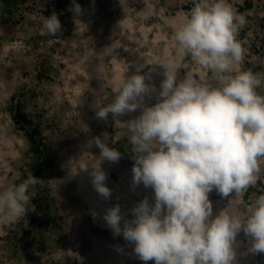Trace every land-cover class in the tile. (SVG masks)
<instances>
[{
	"label": "rangeland",
	"instance_id": "obj_1",
	"mask_svg": "<svg viewBox=\"0 0 264 264\" xmlns=\"http://www.w3.org/2000/svg\"><path fill=\"white\" fill-rule=\"evenodd\" d=\"M72 2L0 0V187L12 183L17 176L22 180L31 174L40 180L32 189L33 210L15 223L0 219V264H108L103 260L105 251H97L101 248L92 243L83 218L79 219L80 211L69 198L70 188L64 174L70 161L77 162L80 158L90 161L91 154L86 148L94 138H100L121 153L115 164L126 171V178L133 176L134 158L126 125L120 126L117 133L111 114L106 120L95 114L101 98L113 89L102 80L104 76L97 73L98 64L93 61L103 66L109 80L113 77L115 56L119 53L125 56L124 48L133 43L128 38L132 35L130 29L122 24L123 16L132 24L133 35L144 28V33L140 32L145 37L144 51L152 56L142 68V75L152 72L154 62L164 58L176 62L178 83L185 78L200 81L204 74L189 56L178 55L173 39L174 31L194 7V0H75L82 8L78 16L70 11ZM229 2L246 19L237 35L245 50L244 60L234 65L233 74L242 70L264 73V0ZM52 13L61 22L62 31L56 36L41 30L42 18ZM173 19L178 20L176 26ZM92 36L98 39L96 55L88 54L91 49L86 52L83 70L89 85L82 86L83 97L78 101L72 88L78 76L70 72L86 54L75 48L84 38ZM114 43L118 46L109 51L107 48ZM164 78L161 73L152 72L145 81L151 80L160 91ZM206 78L210 85L217 86L210 72ZM259 91L264 94V88ZM69 102L83 103L84 106L77 105L78 111L83 112L80 118L67 108ZM105 164L102 162L101 168ZM260 166L256 185L239 196L233 192L222 197L215 189L209 193L214 217L223 210L229 214L236 209L247 210L257 196L264 195V160ZM122 175L112 171L111 179L119 182ZM153 201L154 196H149V204ZM127 216L124 220L134 218L131 211ZM88 217L95 223L93 233L113 235L110 228L99 227L90 213ZM236 239L237 264H264V253L248 251L249 238L243 231ZM124 250L130 253L134 264H144L134 253V245L126 241ZM147 264L155 262L150 260Z\"/></svg>",
	"mask_w": 264,
	"mask_h": 264
},
{
	"label": "clouds",
	"instance_id": "obj_2",
	"mask_svg": "<svg viewBox=\"0 0 264 264\" xmlns=\"http://www.w3.org/2000/svg\"><path fill=\"white\" fill-rule=\"evenodd\" d=\"M70 11L82 8L73 0ZM246 23L229 0H194L185 22L173 33L180 56H189L204 74L200 81L177 82V64L164 58L158 102L146 106L144 98L155 91L139 73L121 77L113 87L111 103L98 105L96 117L114 119L141 109L126 122L134 158L132 185L154 190V204L145 198L131 209L133 219L121 221L119 205L103 215L115 236L121 233L134 245L136 256L147 264H237V235L249 238L248 251L264 253V195L256 197L244 211H221L213 218L209 193L239 196L260 178L264 160V73L242 70L234 65L244 60L237 39ZM41 30L52 36L62 31L56 13L42 18ZM89 55L96 53L90 50ZM104 68L98 65L97 73ZM211 73L217 86L207 82ZM118 120V119H117ZM100 149L91 166L92 184L107 200L111 189L101 168L105 160L117 162L121 153L104 139L94 138ZM16 181H19L18 183ZM40 180L29 174L15 177L0 187V219L15 223L33 210L32 189Z\"/></svg>",
	"mask_w": 264,
	"mask_h": 264
},
{
	"label": "bare ground",
	"instance_id": "obj_3",
	"mask_svg": "<svg viewBox=\"0 0 264 264\" xmlns=\"http://www.w3.org/2000/svg\"><path fill=\"white\" fill-rule=\"evenodd\" d=\"M171 21L174 23L173 25H175V26L178 24V20H176V19H173ZM122 24L126 25L130 29V32L132 33V35H129L128 38H131L133 43H132L131 47L124 48L125 56L122 53H119L115 56V58L113 60V77L108 80V78L106 77L104 72L101 75V77L104 76V77H102V80L106 81L107 84L112 87V89H113L114 85L116 84V82L119 79H121V77H123V76H125L126 78L130 77L131 75L136 74L138 69H139V73L142 74L141 73L142 68L146 67V65L148 64V61L151 59V56H152L151 53L144 51V48L146 47L145 37L142 34H140V32L144 33V28H141L136 33L137 35H133L132 24L124 16L122 19ZM118 26L119 25L116 26V29ZM82 27H84L86 29H90L89 25H86V26L84 25ZM97 42H98V39L95 36L86 37L81 41L79 46L77 45L75 50L81 51L85 55L88 50L96 49L95 47H96ZM115 43L111 44L107 49L109 51H111L113 48L117 47L118 44H115ZM122 46H124V45H122ZM103 52H104V50L103 51L101 50L102 54H103ZM86 57H87V54L84 57L78 59L76 64H74L71 67V72H70V73H72L74 75L76 74V76H78L76 79L77 84L72 87L75 90V97L78 101L82 100V99H80V97L81 98L83 97V94L80 93V89L82 88V86L87 87L89 85V82L86 79V75H84L85 71L83 70V65L85 63ZM93 62L100 65V63H98L96 61H93ZM159 62L160 61H158V60H156L154 62L155 67L153 66L152 72H156V73L159 72L163 75L164 70L160 67V65H158ZM152 72H148L147 75H151ZM148 77H150V76H148ZM150 79H152V78H150ZM152 80H154V79H152ZM145 82L149 85H152L151 80H147ZM158 94H159V91L155 88V91H153L149 95L145 96L144 104L146 106L155 105L157 103ZM101 99L102 100H100V101H102V102H100V104L103 103L106 105L108 103H111L112 100L114 99V93H110L105 98H101ZM78 103L83 105L82 102H69V105H68L69 107H67V108L70 111L74 112L77 116L79 115V118H80V116H82L81 114H83V112L78 111V108H79V107H77ZM83 106H81V107H83ZM92 108L95 109L94 106ZM140 114H141V109H137L133 113L126 114V115L118 117L116 119L113 118L115 123H116V126H117V133H119V131H120L119 130L120 126L126 125V122L128 120L134 119V118L138 117ZM8 140H9V138H8ZM7 144H9V143H7ZM70 144H72V143H70ZM78 146H75V148H79ZM86 150H87V152H90L91 160L89 161L86 158H80L79 161H77V162L75 160L70 161L68 168L66 170V173L64 174L65 178L67 179V183L69 185V188H70L69 189V198L72 202H74L73 204L79 208V211H80L79 219L83 218L82 221L85 224V228L87 229L88 237L93 241L92 243H94L97 247L101 248V249H97V251L98 250L105 251V254H104L105 257L102 256L103 260L105 262H107L108 264H134L130 258V253L124 250L125 245H126V241L123 238V236L122 235L115 236L114 234L112 236H108V235L102 234V233L101 234L93 233L92 228L95 225V223L92 221L90 222L88 214L90 213V215L93 216V218L95 219L94 221H96V223L100 224L99 227H102L103 229H107V228H109V226L107 225L106 221L103 219V215L107 211V209L114 207L116 205H119L121 208V214L123 216V219L121 221V226H123L124 217H126L128 215V213L131 211V209H133L135 207L136 202L138 203V200H140L141 198H143V199L146 198L148 200L149 196L155 195L154 190L151 187H145L142 184L134 187L132 185V178H130V179L126 178V171H123L120 168V166L115 164V162H110V161L105 160L106 164H105L104 169L103 168L102 169L106 174L105 184L107 187H109L111 189V197L107 200L103 199L96 192V190L92 184V178L90 175V173L92 171L91 166H93L94 161L99 157L100 149L97 146H95V144H92L91 147H89V145H88ZM112 171L123 173V175L121 176V180L119 182H116V181L111 179V172ZM133 204H134V207H132ZM151 204H154V201L151 202ZM213 217H214V215H213ZM101 261H102V259H101Z\"/></svg>",
	"mask_w": 264,
	"mask_h": 264
}]
</instances>
